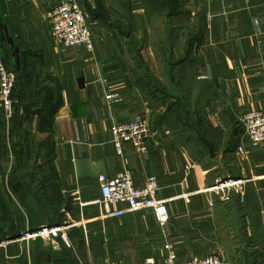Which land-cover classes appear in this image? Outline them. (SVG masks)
<instances>
[{
	"label": "crops",
	"instance_id": "obj_1",
	"mask_svg": "<svg viewBox=\"0 0 264 264\" xmlns=\"http://www.w3.org/2000/svg\"><path fill=\"white\" fill-rule=\"evenodd\" d=\"M60 1L0 0V62L16 76L15 117L0 108V264H163L167 244L264 264V141L238 150L243 114L264 108V0H77L91 52L54 35ZM137 120L148 150L118 154L113 125ZM123 170L157 178L165 225L95 203ZM228 178L246 179L240 193L209 189ZM48 223L72 246L17 238Z\"/></svg>",
	"mask_w": 264,
	"mask_h": 264
},
{
	"label": "built area",
	"instance_id": "obj_2",
	"mask_svg": "<svg viewBox=\"0 0 264 264\" xmlns=\"http://www.w3.org/2000/svg\"><path fill=\"white\" fill-rule=\"evenodd\" d=\"M50 20L54 35L60 39L63 45H82L89 52L93 51L94 44L90 32L89 16L77 0H61L52 10ZM15 87V74L8 71L5 65L0 62V108L7 118L15 116L16 108L13 96ZM241 125L243 143H240L238 150L240 153H244L247 145H257L264 141V108H255L245 112L241 118ZM150 132V125L142 120L117 122L112 127V142L118 154L122 153L125 142L131 143L137 150L146 152L148 150L146 140ZM245 184L246 179L244 178L220 179L209 189L222 194L228 193L232 189L240 193ZM157 190L158 182L155 176H150L140 186L136 184L131 173L123 170L102 182L101 196L95 200V203L103 206L123 205L124 209L113 211L115 215L130 211L153 210L159 223L165 225L169 220L167 200L159 199L156 195ZM17 238L26 241L43 239L57 250L72 246L67 227L59 223L43 224L36 228H23L17 234ZM166 249L167 254L163 264H231L221 255L216 254L183 260L179 258L170 244L166 245ZM144 264H156V261L153 257H147Z\"/></svg>",
	"mask_w": 264,
	"mask_h": 264
},
{
	"label": "water",
	"instance_id": "obj_3",
	"mask_svg": "<svg viewBox=\"0 0 264 264\" xmlns=\"http://www.w3.org/2000/svg\"><path fill=\"white\" fill-rule=\"evenodd\" d=\"M204 141L207 144L208 152H209L210 156L215 157L217 155V152H216L214 145L206 139H204Z\"/></svg>",
	"mask_w": 264,
	"mask_h": 264
},
{
	"label": "rangeland",
	"instance_id": "obj_4",
	"mask_svg": "<svg viewBox=\"0 0 264 264\" xmlns=\"http://www.w3.org/2000/svg\"><path fill=\"white\" fill-rule=\"evenodd\" d=\"M79 4H80V3H79ZM80 6H81V5H80ZM83 10H84V9H83ZM84 11H85V10H84ZM86 13H87V12H86ZM13 96H14V94H13ZM15 108H16V106H15ZM14 117H15V116H14ZM183 136H184V135H183ZM195 151H197V149H195ZM26 227H28V226H26ZM26 227H25V228H26Z\"/></svg>",
	"mask_w": 264,
	"mask_h": 264
}]
</instances>
